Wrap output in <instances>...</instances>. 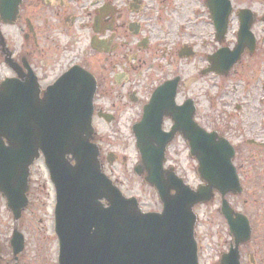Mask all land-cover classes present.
<instances>
[{
    "label": "flooded vegetation",
    "instance_id": "flooded-vegetation-1",
    "mask_svg": "<svg viewBox=\"0 0 264 264\" xmlns=\"http://www.w3.org/2000/svg\"><path fill=\"white\" fill-rule=\"evenodd\" d=\"M231 3L228 35L219 39L216 33L221 24L212 10L216 6L213 0H0V90L22 85L23 91L36 97L40 111L46 107L41 104L43 99L47 101L51 90L60 89L59 80L66 73L75 76L72 87L77 90L95 85L92 120L101 158L97 121L111 128H128L135 141L134 127L149 106L148 129L159 124L161 129L150 131V138L156 134L160 138L156 142H166L172 137L166 150L169 160L170 146L187 144V140L184 133L172 131L175 113L163 115L156 107L164 102L175 112L179 107L184 111L186 100L192 99V123L234 145V164L241 175L242 155L236 145L264 149V36L258 34L264 28V0H240L237 7ZM223 7L219 10L227 9V5ZM241 23L254 37V43L245 44L253 46L245 47L225 76L212 73L226 81V89L220 86V91L224 89L222 114L203 122L196 97L186 95L190 88L186 85L199 79L206 66L213 68L208 61L222 47L229 53L227 59L232 58L229 51L238 44ZM202 28L211 32L212 39L200 37ZM230 33L235 41L228 40ZM200 40L213 49L201 54L197 49ZM186 60L195 62L197 76H185ZM164 84L167 88L156 95ZM256 149L251 157L260 163L263 150ZM195 169L198 175V164ZM173 170L176 168L168 164L164 173ZM0 198L5 200L1 192ZM5 251L0 241V264H4ZM5 264H14L13 257Z\"/></svg>",
    "mask_w": 264,
    "mask_h": 264
},
{
    "label": "water",
    "instance_id": "water-1",
    "mask_svg": "<svg viewBox=\"0 0 264 264\" xmlns=\"http://www.w3.org/2000/svg\"><path fill=\"white\" fill-rule=\"evenodd\" d=\"M245 37L247 30L242 26L239 53L230 60L222 57L218 68L225 70L239 58ZM69 76L59 84V90L48 93L47 101L43 99L41 104L46 107L40 111L36 97L23 91L22 85L0 91V137L8 138L7 146L0 141V190L16 217L28 203L31 165L42 152L57 192L60 264H199L194 206L209 202L215 190L222 194V213L236 239V247L223 255L221 264H241L239 245L249 240L252 232L247 217L235 213L226 199L228 193L243 190L232 164V145L225 139L217 141L203 129L192 131L190 110H185L184 123L178 125L176 118L174 131L185 133L206 181L194 190L175 172L168 178L162 173L172 138L166 142H155L152 138L158 139L157 135L150 138L146 111L136 129L142 158L135 171L146 173L145 180L157 189L163 211L143 212L138 200L124 196L103 171L99 147L92 142L94 87L76 92L68 84ZM39 114L41 122L36 125ZM12 244L17 259L24 248V236L16 231Z\"/></svg>",
    "mask_w": 264,
    "mask_h": 264
},
{
    "label": "rangeland",
    "instance_id": "rangeland-1",
    "mask_svg": "<svg viewBox=\"0 0 264 264\" xmlns=\"http://www.w3.org/2000/svg\"><path fill=\"white\" fill-rule=\"evenodd\" d=\"M234 7L240 0H232ZM263 27V25H260ZM264 28L258 34L264 36ZM200 37L212 39L211 32L204 28L199 29ZM229 41L236 40V36L227 37ZM227 40V39H226ZM211 45V44H210ZM202 44L197 48L201 54L209 52L212 46ZM218 46V45H217ZM194 61H185V76L198 75ZM205 65L203 59L201 67ZM226 81L215 75H201L190 84L186 95L195 96L201 115V120L218 119L222 114V99ZM98 122L97 131L102 135V163L104 171L122 189L126 196H136L144 211L162 209V204L154 187L148 184L143 177L134 172V166L140 161L135 141L128 128H111ZM127 138V139H125ZM242 165L240 178L243 191L229 193L227 198L233 209L246 214L251 222L252 236L248 242L241 245L243 264H264V149L246 144L236 145ZM260 152L258 162L251 157L255 150ZM169 160L166 165L172 164L178 174L187 183L196 188L201 180L196 173L197 163L188 155V146L174 142L170 146ZM111 162H110V161ZM29 204L18 222V227L24 235L25 247L20 254V264H58L59 244L55 232V203L56 194L53 182L50 179L48 168L43 157L37 159L31 167V182ZM221 195L217 192L208 203H200L194 207L198 220L195 225V235L199 246L200 264H219L223 252L228 251L232 236L226 219L220 212ZM15 223L5 200L0 198V241L3 249V263L11 256L10 238Z\"/></svg>",
    "mask_w": 264,
    "mask_h": 264
}]
</instances>
